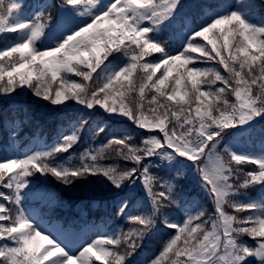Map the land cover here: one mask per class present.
<instances>
[{
  "label": "snow or ice",
  "instance_id": "obj_1",
  "mask_svg": "<svg viewBox=\"0 0 264 264\" xmlns=\"http://www.w3.org/2000/svg\"><path fill=\"white\" fill-rule=\"evenodd\" d=\"M236 125L264 131V0H0V264H264Z\"/></svg>",
  "mask_w": 264,
  "mask_h": 264
},
{
  "label": "rangeland",
  "instance_id": "obj_2",
  "mask_svg": "<svg viewBox=\"0 0 264 264\" xmlns=\"http://www.w3.org/2000/svg\"><path fill=\"white\" fill-rule=\"evenodd\" d=\"M240 134L241 133H236L233 138L229 140L234 144L237 151H250L254 154L264 155V138L257 141H251L248 133H246L244 137L240 136ZM40 241L41 240H38V243Z\"/></svg>",
  "mask_w": 264,
  "mask_h": 264
},
{
  "label": "trees",
  "instance_id": "obj_3",
  "mask_svg": "<svg viewBox=\"0 0 264 264\" xmlns=\"http://www.w3.org/2000/svg\"><path fill=\"white\" fill-rule=\"evenodd\" d=\"M219 83V82H218ZM165 86V85H164ZM113 89H114V91H120L118 88H114V86H113ZM125 98V100H126V102H131V101H134L135 100V97H133V96H131L130 95V97H124ZM148 99H150V97H148ZM149 119H151V116H149ZM113 162V161H112ZM179 243H182V240L181 241H178V244Z\"/></svg>",
  "mask_w": 264,
  "mask_h": 264
}]
</instances>
